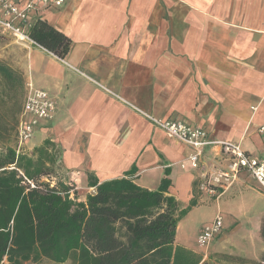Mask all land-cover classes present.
<instances>
[{
    "label": "crops",
    "instance_id": "crops-1",
    "mask_svg": "<svg viewBox=\"0 0 264 264\" xmlns=\"http://www.w3.org/2000/svg\"><path fill=\"white\" fill-rule=\"evenodd\" d=\"M40 19L73 47L59 60L0 28L22 50L13 65L25 82L16 135L26 86L49 93L56 114L41 122L20 154L33 156L51 142L53 168L61 165L78 201L96 193L89 176L99 184L130 179L150 192L168 177L167 195L184 210L196 182L226 165L219 148H208L193 168V149L148 117L201 129L210 140L237 144L264 160V0H67L59 9L33 12L29 23ZM198 202L183 220L203 217L205 205H216L211 221L225 215L236 223L264 221V193L246 172L219 200L202 194ZM211 221L198 225L197 235ZM181 222L175 244L199 255L179 243Z\"/></svg>",
    "mask_w": 264,
    "mask_h": 264
},
{
    "label": "trees",
    "instance_id": "trees-1",
    "mask_svg": "<svg viewBox=\"0 0 264 264\" xmlns=\"http://www.w3.org/2000/svg\"><path fill=\"white\" fill-rule=\"evenodd\" d=\"M29 38L59 60L72 51V40L45 20L31 27ZM0 76L10 88L24 89L21 74L1 62ZM51 146L46 141L33 156L12 148L0 153V264H37L43 259L55 264L202 263L199 255L175 244L178 224L199 205L200 180L184 210L167 195L172 186L168 177L150 192L130 179L99 184L89 176L96 193L86 203L77 202L66 184L44 181L55 174ZM118 223L128 232L127 243Z\"/></svg>",
    "mask_w": 264,
    "mask_h": 264
},
{
    "label": "built area",
    "instance_id": "built-area-1",
    "mask_svg": "<svg viewBox=\"0 0 264 264\" xmlns=\"http://www.w3.org/2000/svg\"><path fill=\"white\" fill-rule=\"evenodd\" d=\"M67 0H0V28L19 41H29L31 29L30 16L33 12L48 9H59ZM36 45V44H35ZM57 110V102L49 93L33 85L26 86L23 111L18 127V151L32 140L36 128L41 122L53 120ZM147 117V116H146ZM159 129L163 130L172 139L178 140L191 147L194 154L190 161L192 167L199 168L200 161L208 148H219L226 159V165L214 175L201 179L199 191L211 199L219 200L224 192L233 187L239 180L242 172L258 185L264 193V160L252 158L237 144L215 142L198 128L190 127L182 122L173 120H156L148 117ZM264 134V126L259 129ZM31 187H34L31 184ZM224 230V220L217 217L212 223L204 226L197 239L199 247L209 246Z\"/></svg>",
    "mask_w": 264,
    "mask_h": 264
},
{
    "label": "rangeland",
    "instance_id": "rangeland-1",
    "mask_svg": "<svg viewBox=\"0 0 264 264\" xmlns=\"http://www.w3.org/2000/svg\"><path fill=\"white\" fill-rule=\"evenodd\" d=\"M20 46L11 37L0 35V62L13 69L15 62L20 61L22 56ZM15 70V69H14ZM16 72H18L16 70ZM19 73V72H18ZM23 83H25L23 81ZM25 86V85H24ZM23 90L19 88H10L6 81L0 76V153L6 151L7 148L16 149L18 147L16 127L17 117L20 109V104L23 97ZM61 165L57 162L55 174L52 178H45L44 181L51 183V186H56L59 182L66 184V179L61 175ZM71 190L73 200L78 201L79 191L76 186L68 185ZM34 188V187H31ZM84 196V190L80 191ZM93 195V194H91ZM89 196V195H88ZM248 198V203H252L254 198ZM72 199V198H71ZM215 200V199H214ZM258 206H261L258 204ZM225 202L222 205L223 212L227 214ZM203 217L195 214L189 220H183L181 231L179 234V243L193 250H198L199 256L202 259L201 264H264V221L262 220H230L224 216V231L220 237L215 239L209 246L201 248L197 244L198 225L211 221L215 215L216 205H205ZM212 220L210 223H212ZM209 223V224H210ZM208 225V224H206ZM205 225V226H206ZM117 226L122 229L124 240L128 242V232L126 228L118 223ZM227 237L222 243V237ZM25 264H34L31 261ZM37 264H55L48 259H43ZM65 264H73L70 261Z\"/></svg>",
    "mask_w": 264,
    "mask_h": 264
}]
</instances>
